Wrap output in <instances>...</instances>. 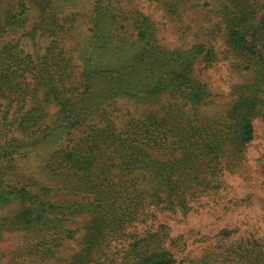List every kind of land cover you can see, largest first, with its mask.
I'll return each mask as SVG.
<instances>
[{
	"label": "trees",
	"instance_id": "1",
	"mask_svg": "<svg viewBox=\"0 0 264 264\" xmlns=\"http://www.w3.org/2000/svg\"><path fill=\"white\" fill-rule=\"evenodd\" d=\"M15 1L4 15L0 3V36L22 35L0 43V264L56 258L81 216L80 247L63 264H264L258 232L207 223L187 242L169 222L247 162L264 120V0H154L180 23L173 43L134 0ZM29 3L40 11L30 26ZM197 7L201 26L186 16ZM220 61L238 78L221 108L204 74ZM31 160L43 179L19 169ZM6 232L19 242L4 247ZM189 243L205 246L187 258Z\"/></svg>",
	"mask_w": 264,
	"mask_h": 264
},
{
	"label": "rangeland",
	"instance_id": "2",
	"mask_svg": "<svg viewBox=\"0 0 264 264\" xmlns=\"http://www.w3.org/2000/svg\"><path fill=\"white\" fill-rule=\"evenodd\" d=\"M201 2H210L212 5H216L218 0H199ZM15 0H0L3 15L5 10L12 9V6L16 8ZM79 2V7L82 8L88 4L85 0H77ZM137 2L141 9L149 13L159 22L161 28V35L165 38L166 43H173L177 40L180 34L178 27L180 23L177 21H172L171 17L167 15L165 11L156 3L154 0H134ZM15 3V6L13 5ZM73 4L77 5L76 0ZM82 4V5H81ZM30 19L28 26H30L34 21H36L40 15V11L32 4H30ZM202 9V10H201ZM203 7L194 8V10H189L186 14L188 17H195L197 19V24L202 25L204 13ZM206 18V17H205ZM80 28L84 29V25L80 24ZM21 32H13L7 30L2 36H0L1 41L12 40L14 38H19ZM20 44L25 47L26 50L32 52H43L46 42L41 40L39 43L29 40L28 36H24L21 39ZM233 70L226 67L225 62L220 61L216 67H211L205 70L204 74L210 78V84L213 94L216 96V100L219 105L217 107L221 108L225 102V99L221 98L220 95H227L230 91V84L237 80V76L233 75ZM132 103V102H130ZM127 106H131L129 103ZM144 105V104H139ZM256 128V138L252 141L246 150V159L242 171L237 173L226 172L225 177H222L225 181L226 188L219 195L213 194L212 196H203L199 199L195 205L197 206V212L189 214L187 218H183L181 215L178 218L169 219L170 224L173 225L174 233H185V240L190 242L193 239L196 232L204 226V224H211L217 226V228L234 226L244 233L247 230L256 233L258 236L264 237V185L259 181L262 177L260 172L264 167V120L263 118H257L255 120ZM19 169L23 173L34 174L38 179H43V174L39 168V164L36 160L21 162L19 164ZM252 178V179H251ZM50 180V178H49ZM232 186V188H230ZM249 189H255L257 194L253 197V201L249 205L242 203L240 206H234L229 202L230 199L235 201L240 198L245 191ZM57 197V196H56ZM226 207V210H225ZM16 204L8 205L4 212L11 213L17 210ZM164 217H167L164 216ZM163 219V217H161ZM215 219V220H214ZM86 217H74L69 220V227L75 231V236L72 239H67L64 241V245L61 247L59 254L56 258L45 262L44 264H63L69 257L79 249L80 239L84 234V227L87 224ZM3 246H13L17 240H20V234L17 233H4L3 234ZM2 246V245H1ZM205 245L202 243H194L188 245V247L180 252L181 255L187 258H194L202 252V248ZM189 262V261H188Z\"/></svg>",
	"mask_w": 264,
	"mask_h": 264
}]
</instances>
